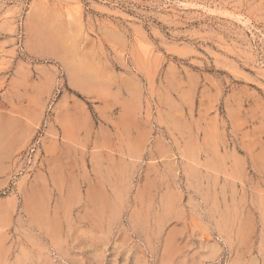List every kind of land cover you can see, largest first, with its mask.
Here are the masks:
<instances>
[{
    "label": "rangeland",
    "instance_id": "rangeland-1",
    "mask_svg": "<svg viewBox=\"0 0 264 264\" xmlns=\"http://www.w3.org/2000/svg\"><path fill=\"white\" fill-rule=\"evenodd\" d=\"M0 264H264V0H0Z\"/></svg>",
    "mask_w": 264,
    "mask_h": 264
},
{
    "label": "bare ground",
    "instance_id": "bare-ground-1",
    "mask_svg": "<svg viewBox=\"0 0 264 264\" xmlns=\"http://www.w3.org/2000/svg\"><path fill=\"white\" fill-rule=\"evenodd\" d=\"M46 41H47V43L49 44V45H53V46H55L56 47V45H55V41L53 40V38L51 39L49 36L48 37H46ZM74 81V80H73ZM251 152V151H250ZM262 156V155H261Z\"/></svg>",
    "mask_w": 264,
    "mask_h": 264
}]
</instances>
